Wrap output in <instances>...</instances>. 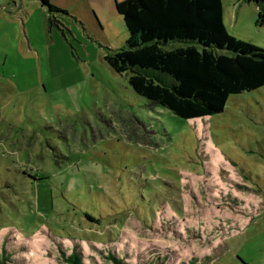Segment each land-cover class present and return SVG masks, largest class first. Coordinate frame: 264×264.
Wrapping results in <instances>:
<instances>
[{"label":"rangeland","instance_id":"obj_1","mask_svg":"<svg viewBox=\"0 0 264 264\" xmlns=\"http://www.w3.org/2000/svg\"><path fill=\"white\" fill-rule=\"evenodd\" d=\"M252 5L236 20L225 0L224 25L264 48ZM63 24L68 41L35 2L0 0V261L65 264L60 250L78 247L85 264L126 251L135 264H264V87L183 120L104 63L128 39L121 16L90 37Z\"/></svg>","mask_w":264,"mask_h":264},{"label":"trees","instance_id":"obj_2","mask_svg":"<svg viewBox=\"0 0 264 264\" xmlns=\"http://www.w3.org/2000/svg\"><path fill=\"white\" fill-rule=\"evenodd\" d=\"M38 1L48 12L49 30H59L68 41L73 34L58 20L68 13L49 0ZM246 1L257 5L263 25L264 0ZM116 7L128 39L121 49H108L104 63L127 75L133 92L153 105L183 120L208 118L223 113L230 98L264 87V48L226 30L222 0H124ZM60 252L65 264H85L78 247L69 255ZM128 254L110 252L107 259L135 264Z\"/></svg>","mask_w":264,"mask_h":264},{"label":"crops","instance_id":"obj_3","mask_svg":"<svg viewBox=\"0 0 264 264\" xmlns=\"http://www.w3.org/2000/svg\"><path fill=\"white\" fill-rule=\"evenodd\" d=\"M31 1L35 2V4L39 7L42 13L44 23L48 24V12L46 8H44L38 0H31ZM49 1L54 6L68 13L67 15L62 14L60 15V17L58 16L59 21L62 20L63 23L64 21H67L71 24H75L77 29L84 32V34L87 37H90L89 31L92 30L91 22L93 26H95L96 28H99V27L103 28V24L109 23L111 21V18H116V17L121 16L117 10L116 5L118 2H122L124 0H49ZM222 1H223V7H224L225 0H222ZM12 3H13V6L16 7V2H12ZM249 6H254V5L247 3L246 0H233V7H234L233 9H234V15L236 17V20H238V18L243 12L245 13L248 10L253 9V7L251 8ZM255 9L257 12L258 8L255 7ZM91 13H94L95 19L93 21L91 18ZM225 16H226V11L224 8V22L226 24ZM53 30H57V29H53ZM87 30L89 31L87 32ZM229 33L235 37H238V39L242 38L238 34L231 33V32ZM69 37H68V40H69ZM250 41L253 42L252 40Z\"/></svg>","mask_w":264,"mask_h":264}]
</instances>
